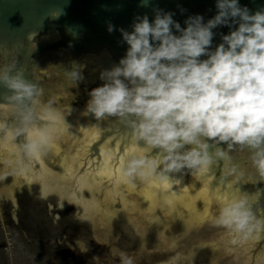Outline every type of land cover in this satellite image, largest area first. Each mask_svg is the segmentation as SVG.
Returning <instances> with one entry per match:
<instances>
[{
	"label": "clouds",
	"instance_id": "1",
	"mask_svg": "<svg viewBox=\"0 0 264 264\" xmlns=\"http://www.w3.org/2000/svg\"><path fill=\"white\" fill-rule=\"evenodd\" d=\"M141 6L149 7L150 0H141ZM215 9L206 23L200 14L188 16L183 28L173 19L174 12L158 7L153 8L152 22L147 14L136 16L131 32L108 23V33L119 31L127 51L118 65L100 72L103 83L88 92L85 113L96 121L115 118L133 142L155 150L153 158L140 155L128 163L123 171L127 179L164 180L182 170L209 174L223 162L220 180L232 187L245 173L230 153L247 149L251 167L264 182V7L253 12L240 0H216ZM219 27L229 33L221 34L223 42L212 51L213 29ZM7 61L0 62V85L11 95L3 99L26 124L43 89L24 78L16 57ZM65 72L73 82L83 79L75 63ZM39 147L28 139L22 150L35 158ZM237 192L215 223L232 245H244L264 229V220L253 211L255 201Z\"/></svg>",
	"mask_w": 264,
	"mask_h": 264
},
{
	"label": "water",
	"instance_id": "2",
	"mask_svg": "<svg viewBox=\"0 0 264 264\" xmlns=\"http://www.w3.org/2000/svg\"><path fill=\"white\" fill-rule=\"evenodd\" d=\"M215 2L150 0L149 7H142L141 0H0V52L3 53L0 62L8 60L11 63V59L16 57L17 66L25 70L24 78L43 89V95L38 98L39 103L32 106V120L22 124L3 99L5 95H11V92L0 85V142L7 145L14 154L13 165L17 173L36 178L43 172L41 154L30 158L22 150V145L28 139L40 145L46 138L72 135L76 139L68 178L76 190L74 196L77 199L133 181L146 182L156 188L175 192L188 186L195 175L187 170L171 173L164 180L156 177L127 179L123 171L128 163L140 155L153 158L155 150L148 151L142 142H133L131 136L126 135L127 130L115 118L96 121L91 115H86L85 107L72 104L69 89L83 81H89V86L95 83L101 86L103 82L99 79L100 72L111 70L125 56L128 46L122 42L119 31L108 33L109 22L116 29L123 28L131 32L136 16L147 14L152 22L155 18L153 8L158 7L165 12H174L173 19L183 28L188 16L200 14L205 23L214 17ZM240 3L247 5L253 12L264 7V0H240ZM53 13L60 14L59 18L48 16ZM213 32L216 35L212 51L223 42L221 34L227 35L229 29L219 27L213 29ZM30 34L33 35L31 41L28 40ZM73 63L80 67L83 76V79L76 82L65 72L71 70ZM11 75H15V71ZM44 109L46 111L42 112ZM220 146L226 149V145ZM230 155L234 158L233 163L238 164L245 173L238 184L229 187V181L221 182L223 162L221 168L213 166L209 174H203L204 177L218 195L222 207L238 195L239 189V194L248 195L250 202L251 199L255 201L253 211L258 219L264 220V191H261L264 190V182L259 181L251 167L248 150L233 151ZM22 182L27 181L20 178L15 185ZM38 185L42 188L40 183ZM13 202L16 204L17 200L13 199ZM117 207L122 209L119 205ZM82 218H88L85 212ZM211 239L220 241L228 264H264V229L246 244L232 245L231 237L223 228L216 224L207 225L197 233L187 231L185 238L180 242L174 241L167 252L170 257L177 255L178 260L184 257L190 259L191 249Z\"/></svg>",
	"mask_w": 264,
	"mask_h": 264
},
{
	"label": "rangeland",
	"instance_id": "3",
	"mask_svg": "<svg viewBox=\"0 0 264 264\" xmlns=\"http://www.w3.org/2000/svg\"><path fill=\"white\" fill-rule=\"evenodd\" d=\"M88 84L83 81L69 89L72 104L86 107L88 92L99 86ZM75 139L68 135L50 137L47 143L41 141L43 172L36 178L18 174L14 154L0 142V244L8 241L5 252L0 250V264H52L40 256L39 248L45 245L52 253L58 249L60 264H141V253L170 247L174 241H182L187 231L216 224L222 205L206 178L192 179L188 185L192 209L180 210L171 204L162 211V219L150 218L161 209L162 202L157 192L158 205L150 208L145 194L152 188L146 182L133 181L83 196L80 201L67 176ZM20 178L27 182L15 185ZM205 190L207 198L197 196ZM165 191L166 197L173 196L171 200L182 193ZM83 212L87 219L82 218ZM204 217L207 218L201 222ZM189 256L190 259L178 260L173 255L157 264H228L220 241L212 239L191 249Z\"/></svg>",
	"mask_w": 264,
	"mask_h": 264
},
{
	"label": "bare ground",
	"instance_id": "4",
	"mask_svg": "<svg viewBox=\"0 0 264 264\" xmlns=\"http://www.w3.org/2000/svg\"><path fill=\"white\" fill-rule=\"evenodd\" d=\"M44 143H46L47 142V138L46 139H44V140H42ZM1 149V148H0ZM203 175V174H202ZM202 175H195V177H197V179H200L201 177H202ZM68 176V175H67ZM204 180V179H203ZM202 180V181H203ZM118 189V188H117ZM157 189H158V191H157ZM160 190V191H159ZM166 189H163V188H156V187H154V188H152V191H150V192H148V193H146L145 194V198L148 200V202H149V204H150V208L151 209H154L157 205H158V203H157V199H158V193L157 192H159V196H160V198H161V202H162V204L160 205L161 206V209H162V211H165V210H167V209H169V205H171V204H174L173 205V207L174 208H176V209H183V208H189V209H192V205H193V203H192V198L188 195V191H187V186L184 188V189H182L184 192L183 193H181L177 198H175V199H173V200H170V202H167V203H165V204H163V202H165L164 200H165V198H166V191H165ZM171 190V189H170ZM76 191V190H75ZM74 191V192H75ZM197 196H199V197H205V198H207V191H202V192H200ZM209 196V195H208ZM83 197V196H82ZM82 197H81V199H79V200H82ZM120 207H122V205H119ZM161 209H158V211H157V213L156 214H153L154 215V217H163L164 215H165V213L163 212L162 213V211H161ZM208 212H209V210H208ZM152 215V216H153ZM207 215L209 216V213H207ZM151 216V217H152ZM207 216V217H208ZM150 217V218H151ZM207 217H204V218H202L201 219V222L202 221H205V219L207 218ZM210 225H212V226H214L215 224H210ZM205 226H207V225H205ZM204 226V227H205ZM202 228H203V226H201ZM201 227H199L197 230H190V232H199L202 228ZM220 236H222V233H221V235ZM221 238V237H220ZM174 254H176V253H174ZM173 255V254H172ZM168 256V255H167Z\"/></svg>",
	"mask_w": 264,
	"mask_h": 264
},
{
	"label": "flooded vegetation",
	"instance_id": "5",
	"mask_svg": "<svg viewBox=\"0 0 264 264\" xmlns=\"http://www.w3.org/2000/svg\"><path fill=\"white\" fill-rule=\"evenodd\" d=\"M50 138H47V142ZM46 142V143H47ZM42 143V142H41ZM68 175V174H67ZM195 181H200L201 180H205V177L204 175H202V177L200 179H197V177L194 176L193 178ZM207 182V181H206ZM151 188H154V186L151 185ZM189 188V186H187V189ZM158 190V189H157ZM170 189H168L169 191ZM75 189H73V193H74ZM188 191V190H187ZM206 191V190H205ZM176 192H179V191H176ZM184 191L182 190V193ZM202 192V191H200ZM199 192V193H200ZM173 197V196H172ZM172 197H166L165 198V202H163V204L167 203V202H170V200L172 199ZM118 199H120L118 197ZM193 203V201H192ZM100 205L102 206V203H100ZM194 205V204H193ZM160 209V208H158ZM162 211V209H161ZM157 213V212H156ZM154 213V214H156ZM152 219L155 218L154 215L151 217ZM56 219H57V216H56ZM103 244H105V241L104 240H101L99 239ZM7 246H8V241L4 240L1 242L0 244V250H3L5 252V250L7 249ZM48 246L46 247L45 246H40L39 248V253L41 254V258L45 256V260L46 259H50V261L48 262H54L52 264H55V263H59V260L61 259L58 255H59V252H58V249L57 251H54L53 253L52 252H49L48 250ZM171 248L170 247H166V248H159V249H156L154 251H151V252H148V253H141L140 255H138V260L141 262V264H143V262H147V264H157V261H160V260H164V259H168L170 256H169V252H167L169 249ZM176 253V252H175ZM177 254V253H176ZM44 255V256H43ZM168 255V256H167ZM47 256V257H46ZM179 257V256H178ZM5 260V259H4ZM42 260V259H41ZM6 261V260H5ZM60 264V263H59ZM70 264V263H68ZM101 264V263H100Z\"/></svg>",
	"mask_w": 264,
	"mask_h": 264
}]
</instances>
